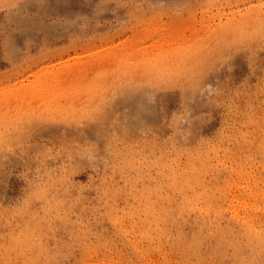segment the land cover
<instances>
[{
    "label": "rangeland",
    "instance_id": "1",
    "mask_svg": "<svg viewBox=\"0 0 264 264\" xmlns=\"http://www.w3.org/2000/svg\"><path fill=\"white\" fill-rule=\"evenodd\" d=\"M0 264H264V0H0Z\"/></svg>",
    "mask_w": 264,
    "mask_h": 264
}]
</instances>
